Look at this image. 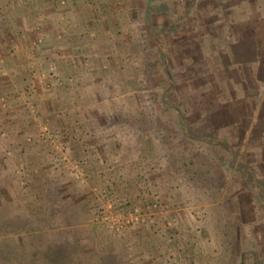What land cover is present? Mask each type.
<instances>
[{
	"label": "rangeland",
	"instance_id": "374dc122",
	"mask_svg": "<svg viewBox=\"0 0 264 264\" xmlns=\"http://www.w3.org/2000/svg\"><path fill=\"white\" fill-rule=\"evenodd\" d=\"M4 2L45 19L0 45V264H45L10 256L27 227L85 262L264 264L253 108L219 83L264 73V0ZM173 104L216 130L182 132Z\"/></svg>",
	"mask_w": 264,
	"mask_h": 264
},
{
	"label": "crops",
	"instance_id": "0c3cea01",
	"mask_svg": "<svg viewBox=\"0 0 264 264\" xmlns=\"http://www.w3.org/2000/svg\"><path fill=\"white\" fill-rule=\"evenodd\" d=\"M9 3L8 4L7 2L3 3L5 6L3 7L4 10L2 12L7 13L10 16H7L6 14L5 16L4 14L3 16H0V19L6 18L10 20L9 23L8 22L6 23L7 25L0 24V45L5 44L7 42L9 43L12 41H16V42L20 41L21 43H24L27 37H25L24 34L21 35L15 31L20 29L21 27H23L25 30H28V27L31 25V22H32V21L30 22V20L33 18L36 20H39L40 23H43L44 21L43 19H45L44 15L42 17L39 16L43 14V11L41 14H38V15L34 14V13H37L39 6L35 7V9H31L33 13H30L29 8L25 9L19 5H16V4L13 5V2H9ZM27 16L29 17L27 18ZM25 30L23 31L25 32ZM42 54L45 55L44 52ZM225 56H228V57L226 58L222 57V59L226 60L228 58L229 60V55L225 54ZM36 57L37 55L35 54L32 55L30 53L24 52V53L17 55V57L15 58V61L18 60L20 62L19 65H21V67H23V69L25 70L28 68V66H30V64H32V62L34 63V59ZM239 62H240V65L239 63L236 65L235 62H230V66L236 71L235 75L240 78H242L244 74V70H246L249 73V79H250L249 85L250 86H246V85L238 86L240 84H243V82L241 81H234V86L226 84L224 80H220L219 83H220V87L221 85H223L227 89H229V91L231 92V94H229L230 95L229 97L231 100L232 99L236 100V98L240 99V97H238L239 93L237 91L239 89L240 90L242 89L241 92H243V97H242L243 102H245L246 104L247 103L250 104L252 106L251 108H253L251 115L254 118L253 125H255V127L251 129L250 133L247 136V140L252 141L254 139L253 141L254 146L248 147V146L243 145L242 147H245L244 148L245 155L249 156L250 155L249 153L251 152L261 157L260 162L258 160L254 161L256 163H259V167H251V168L253 172H257L259 174H260L259 171H262L263 173L261 172V175H262L261 179H263L264 178V73L263 72L260 73L259 71L254 69L252 64H251L252 66L251 68L250 64H247L246 62L242 63L241 61ZM24 64L26 66H24ZM10 69L13 71L14 66L12 67V65H10ZM238 106L239 105L231 106L234 109L233 115L236 117V120H238L237 123L241 121L240 117L238 116V113H239ZM236 107L238 110H236ZM218 116L222 118L221 114H219ZM254 148H255V151L253 150Z\"/></svg>",
	"mask_w": 264,
	"mask_h": 264
},
{
	"label": "trees",
	"instance_id": "16d2710c",
	"mask_svg": "<svg viewBox=\"0 0 264 264\" xmlns=\"http://www.w3.org/2000/svg\"><path fill=\"white\" fill-rule=\"evenodd\" d=\"M174 89H175V87L173 85H170L169 86V90L167 91V93L173 95ZM181 107H182V105H181ZM181 107L179 106V104L177 106H175V104H173V106L171 108L174 111L176 118L179 120V124H180V128H181L182 132H185V130H186V132L187 131L190 132L192 130H196V131L200 132L204 128H206V131L216 130L217 126H215L213 124L212 119L210 118V116L203 109L201 111L202 112L201 115H202L203 122L201 123V126H195L193 123L188 121V112L185 109H183V111H182ZM220 114H222V113H220ZM223 128H225V127H223ZM224 146H227V144L225 143ZM224 168L226 170H229L232 167H224ZM259 172H260V174L257 173V172H254L253 174L255 176H258L259 178H261L262 177V175H261L262 171H259ZM224 206L226 208V204H224ZM27 223H29V221ZM40 223H42V222H40ZM32 228L27 227V229H24V228L20 229V231L26 233V235L24 236V238H22V240L24 242V246H26L27 249H28V253L26 251H24V250L22 251V250H17L16 249L17 251L9 252L10 256H13L14 258H15L14 255H21L23 257H26V256L28 257L29 256L31 261H36V260L42 259V260L45 261L44 262L45 264H107L106 262H101L100 259H96V260H93V261L91 260L90 262H85L82 259L83 256H81L78 253L76 248L73 249L71 247H68V245H70V243H65L64 246H63L61 244L62 242H60V240H57V239L49 240L45 244H35V240L34 239L32 240L33 235H30L31 232L33 231ZM17 229L18 228L15 227V230H17ZM57 242H59V243L57 244ZM35 245H36V247L39 246V245L41 246V247H39V249H41L40 251L44 255V257H41L40 255L39 256H34L35 253H34V255H32L33 254V249H36V247H34ZM3 249L4 248H0L1 251ZM55 255L58 256V260L54 259ZM94 255H95V253L92 255V257H94Z\"/></svg>",
	"mask_w": 264,
	"mask_h": 264
}]
</instances>
